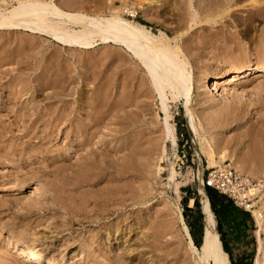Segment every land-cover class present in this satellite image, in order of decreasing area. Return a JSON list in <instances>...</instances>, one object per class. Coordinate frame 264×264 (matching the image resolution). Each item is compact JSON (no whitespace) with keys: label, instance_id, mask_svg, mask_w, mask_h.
Here are the masks:
<instances>
[{"label":"rangeland","instance_id":"1","mask_svg":"<svg viewBox=\"0 0 264 264\" xmlns=\"http://www.w3.org/2000/svg\"><path fill=\"white\" fill-rule=\"evenodd\" d=\"M96 1L87 0V3L94 2L87 4L90 9L77 11L84 13L86 11L87 14H91L88 11L93 10L91 15L103 13L102 15L109 16L116 12L115 7L120 11L122 9L120 7L125 6L128 1V5L123 8L132 7L138 1L140 3V0H120L123 1L121 3L119 0L117 2L101 0V7L100 2L98 4L99 0ZM16 2L17 0H11L12 4ZM56 3L62 6V9L66 8L64 4L62 5L63 0L61 2L56 0ZM134 7L137 6L134 5ZM135 9H138L137 17H139L134 20L146 25L150 31L152 29L151 32L157 37H162L164 34L173 41L176 36L183 34L178 28L175 30L176 25L170 21L165 22L162 17L156 16V13H151V19H153L151 22V20L143 19L139 8ZM246 9L249 8L240 9L242 10L240 14L244 13L242 15L245 19ZM122 16L132 19L126 14ZM155 16L157 18H154ZM156 19H161V22ZM252 22L245 25L230 23L224 27L215 26L216 29L212 28V30L211 27L204 26L196 29L195 34L184 37L186 39L184 49L187 56L192 52L188 56L189 65L192 67V69L189 67V70L195 82L189 104L191 110L199 114L203 107L215 104L213 105L215 109L225 115L226 119L215 120L216 128L214 129H211V126L207 125L203 119H195L201 134H205L206 138V141L200 144L190 131L189 119L191 118L186 111L185 99L172 101L170 98L168 100L171 115L169 123L174 127L176 136V146H173L170 140L164 139L165 115L161 110L159 98L154 97L153 101L150 98L151 103L148 102L147 97V99L140 98L143 99L142 101L147 100L144 103H148L144 104L145 115L143 112L144 117L140 116L141 123L134 126L135 134L130 138H124L126 140L122 143L124 148L130 145L138 149L139 152L137 150L135 152L136 156L133 155L136 158L131 156L132 159L127 158L129 155L125 153L128 151L125 152L124 148L122 154H120L122 150L115 156L111 152L115 143L112 139V128H110L112 127L111 119L113 120L111 112L113 109L111 110L110 107L112 108L115 96L114 79L118 80L120 86H127L133 75L145 76L143 71L133 72L139 64L134 57L125 50L119 51L118 46L112 44H100L89 50L66 48L47 37L31 35L23 31L0 32V264H199L193 258L190 259L180 246L183 237L180 233L181 224L176 223L174 219L177 218L179 210L184 216L186 206L190 209L194 208L193 198L198 200L201 209L202 196L199 191L204 190L206 193L202 178L209 169L207 148L214 134L221 139V149L227 153L226 164H230L237 170L239 169L236 166L253 169L256 171L253 177L264 179V117L262 116L264 114V77L254 78L251 72L239 75L235 90H229L228 86H224V92V89H218V92L213 91V96L216 97L215 103L211 101L213 97L210 94L203 92L204 83L207 82L203 80L204 77L217 70L222 72V75L229 76L227 73L232 66L227 64L232 63L236 58L248 57L249 61L264 59V21L254 19ZM168 24L172 25L171 30H168V26L171 27ZM173 30L177 32L174 33ZM204 32L209 34L204 35L206 34ZM196 37L199 39L197 40ZM190 41H193L192 44ZM187 43L190 44L187 45ZM193 43L196 46L195 49H193ZM196 50L202 51L198 53L195 52ZM203 54H205L204 57ZM114 62L119 66L115 64L117 67H113ZM120 72L124 75L122 76ZM129 75L131 77H128ZM122 77L123 80L120 79ZM240 81L243 83L238 84ZM128 86L122 89L123 97L134 90L128 91L131 89L130 85ZM199 91L202 92L199 93ZM87 94L88 97L85 96ZM86 101L91 104L89 105ZM251 102L260 111L263 110V113L259 115L262 116L261 119L258 117L257 110L249 107ZM238 106L242 107V112L239 114L236 110ZM228 109H231L232 113H225L229 111ZM146 112L150 113L146 115ZM68 119H72V123L68 122ZM90 119L100 127L99 136L102 138L98 137L102 141H96L98 144L94 146L93 143L90 144L91 146L87 145V142L81 144L82 138L77 134L78 126L88 123ZM99 124L105 126L101 129ZM151 143L155 147L150 146ZM142 145L150 149L145 147L146 152L142 151ZM163 145L167 149L164 156L161 154ZM89 147L95 151L97 149V152L101 150L99 151L100 159L97 161L98 168L101 169L98 178L95 174H98L99 170H86L85 162L91 151ZM86 149L89 150L86 151L87 153L84 151ZM79 152L82 153L79 154ZM106 154L112 162L109 168L105 166ZM140 154L143 156L140 157L141 159H139ZM147 161L150 164L146 163ZM171 169H174L176 174L172 182L168 181ZM92 183H94L93 188L89 186ZM147 189L150 193L147 201L144 204L136 201L137 195L143 194L142 192ZM118 193L121 195L117 196ZM99 194L103 195L102 198ZM123 194L130 196L126 197ZM109 196L112 198L114 196L113 205H118L117 208L113 206L115 215L110 221L118 224L121 219L126 218L124 221L126 224L121 222L118 226L119 232H115L110 237L104 228V225L110 221L91 222L96 214L92 211L94 202L101 203L105 198H111ZM119 196L118 202L116 199ZM121 196L123 198L125 196L126 203H120L123 199ZM165 214L169 218L165 217ZM166 220L168 223H165ZM131 222L132 226H130ZM185 222L188 226L186 219ZM245 227L246 235L243 241L233 248L234 257L237 258L240 254L248 255L251 264H254L258 249L259 228L254 220H249ZM173 234L176 238L171 236ZM260 236L264 248V226ZM146 239L147 243H145ZM149 241H152L154 245L152 246ZM17 242L33 245L35 243L34 246L38 247L39 253L22 258L21 252L14 248ZM107 252L110 254L106 255ZM115 255H120L121 260H117ZM262 258L264 259V253Z\"/></svg>","mask_w":264,"mask_h":264},{"label":"bare ground","instance_id":"2","mask_svg":"<svg viewBox=\"0 0 264 264\" xmlns=\"http://www.w3.org/2000/svg\"><path fill=\"white\" fill-rule=\"evenodd\" d=\"M86 1L87 0H63L62 5L64 4V6L67 9H70L69 11H67V10H64V9H66L64 7H63L64 9H62L61 8L62 6L60 7L56 3V0H17V2L15 4H12L11 0H0V32L11 33V32L23 31V32H27L31 35H38V36H42V37H47V38L53 40L55 43H58L62 46H65L66 48H77V49L89 50V49L96 48L100 44L101 45L112 44V45L118 46L119 51H120V49L125 50V52L129 53L132 57H134L136 59L135 60L136 62H139V64L136 65L133 72L137 73V72L143 71L145 76H141V77L139 76L140 79L138 76H134V75H133L134 77L132 76V79H130L131 84L130 83L128 84V85H130L131 89L128 88L129 89L128 91H130L132 89H134V90L128 92V94L125 95V97H123L124 95L122 94L123 93L122 89H126V87L128 85L127 86L126 85L120 86L119 85L120 83L118 84V80L114 79L115 96H114V99L112 101V108L110 107L111 110L113 109L111 111L113 114L112 115L113 120L110 118L112 121V127H110V128H112L111 134L113 136L112 137L113 142L115 143L113 146V149L112 150L110 149V150L114 156H115V154H118V152H120L124 148V146H122L123 140H126L127 138H130L135 134L134 133V126L138 123H141L140 116L144 117V116H142V114L144 112V108H145L144 104L147 103V102L146 103H144V102L147 100L142 101L143 99H140V98H143V97L144 98L147 97L148 102L150 101V103L154 97L159 98L161 110L163 111V114L165 115V123H164V128H163L164 139L170 140L171 141L170 143H172L173 146H176V136H175V132H174L175 131L174 127L169 123V120L171 119V115H170V110H169V106H168V100L170 98L172 101H177L181 98L185 99L186 111H187L189 117L191 118V119H189L190 131L200 141L199 142L200 144L202 143V141H206L205 134H201L200 127H198L196 125L195 119H203L205 122H207V125L211 126V129H214V128H216V124H215L216 121L215 120L226 119V117H225V115H222L218 110L215 109V107L213 106L215 104L209 105L207 107H203L202 112H199V114L194 112L193 110H191V107L189 104L192 100L191 96H192L193 88H194L193 84L195 82H194V78L192 77L190 70H189L190 59H188V56L191 55L192 52H190L191 54L189 53V55L187 56V53L185 52V49H184V44L186 43V39L184 37L186 35L195 34L197 31L196 29L202 28L204 26H209V27H211V30H212V28H214L215 26L224 27L225 25L230 24V23L231 24L236 23V24L245 25L246 23L247 24L253 23L252 21L254 19L255 20H258V19L262 20L263 19V21H264V0H140V3L138 1V3L134 4L137 7H134V5H133L132 7L130 6L129 8H123L126 5H128V3H129V1H128V3L126 2L127 4H125V6H123V7L121 5H119V7L121 6L120 9L122 8L121 10L119 9L120 11H118V8H116V7L114 8L116 10L112 9L116 12L111 13L109 16H104V15H102L103 13L102 14H96L95 13L94 15H91L92 12H94L93 10L88 11L91 14H87L86 11H85V13L77 11L78 9H85V10L88 9L89 10L90 8H88L89 6L87 4L90 5V4L94 3L96 0H94V2H92V3H87ZM100 1L101 0L98 1V4ZM123 1H125V0H123ZM123 1H120V3ZM60 2H61V0H60ZM88 2H90V1H88ZM101 2H100V4L102 7ZM103 2H104V0H103ZM108 2H110V0ZM111 2H113V1H111ZM116 2H117V0H116ZM135 2H137V1H135ZM107 4L108 3H106V5ZM109 4L111 5V3H109ZM90 7H93V6H90ZM240 7L241 8L244 7V9L249 8V9H246V11H245V14L247 13L246 19L244 18L245 16L242 15L244 13L240 14V12L242 11V10L240 11V9H241ZM98 8H100L99 5H98ZM135 8H139L141 10L143 19L145 18L146 20H148V21L151 20V22H152L153 19H151V13L154 12V13H156V16L158 15V16L162 17L165 22L170 21V22H172V24L176 25L177 27L175 26L176 27L175 30L178 28L179 30H181V32L183 34H179L178 37L176 36V38L173 41L168 36H166L164 34H162V37H157L156 35L153 34V32H151L152 29L150 31L146 25L141 24V22H139V21L136 22L134 20V19L139 17V16L137 17L138 9H135ZM91 9H93V8H91ZM94 9H96V8L94 7ZM124 14H126L129 18H132L133 20L124 18L122 16ZM156 16L154 18H157ZM156 20L160 21L161 19H159V20L156 19ZM165 24H167V23H165ZM168 25H171V24H168ZM155 26L156 25H154V27ZM160 28H162V27H160ZM163 28H166V27L163 26ZM170 28H173L172 25H171V27L168 26V30ZM214 29H216V28H214ZM219 29H221V28H219ZM175 30H173V32ZM176 32L177 31H175L174 33H176ZM204 33H206V32H204ZM208 34L206 33L204 35H208ZM221 34H222V32L220 33V35ZM233 34H234V32H233ZM197 35H198V33H197ZM212 35H214V34L212 33ZM202 37H204V36H202ZM227 37H228V35H227ZM229 37H230V35H229ZM196 38H197V40L199 39L198 37H196ZM196 38H194V39H196ZM208 38H209V36L207 37V39ZM190 39H191V36H190ZM214 39H215V37H214ZM217 39L219 40V35H218ZM232 39H234V38H232ZM200 40L202 41L203 39H201V37H200ZM216 40L214 42L215 44H216ZM191 42H193V41H190V43ZM230 42L232 43V41H230ZM194 43H193V45H194L193 49H195V47H196ZM210 43H211V41H210ZM189 44L187 43V45H189ZM197 46L200 47L199 44ZM220 46H222V45H220ZM220 46H219V48H220ZM188 47H190V46H188ZM191 47H192V45H191ZM211 47H213L212 43H211ZM214 47H215V45H214ZM189 49H192V48H189ZM197 49L199 50V48H197ZM198 50H196L195 52L199 53L200 51H202V50H200V51H198ZM203 50H204V48H203ZM213 50H214V48H213ZM115 51H117V49H115ZM223 51L226 52V50H223ZM204 55L205 54H203V57H204ZM115 57H116V54H115ZM199 57H200V55H199ZM117 60H118V58H117ZM117 60H115V62ZM115 62H114L113 67H117V65H118V63H115ZM124 62H126V61H124ZM115 64H117V65H115ZM120 64H123V62L122 63L120 62ZM227 65L232 66L231 70H229V72L227 73L229 76L226 75L227 76L226 77V76L222 75V72L217 70L216 72H211V74H209V76H205L203 79V80L207 81L206 83H204L205 85L203 87L205 88V90H203V92H205L206 94H210L213 97L211 101H213L214 103L216 102V97L213 96V91L217 90V92H218L220 89L223 90L225 88L224 86H228L229 90H235L237 77L239 75H242L243 73H246V72H251V74L254 76V78L258 79V78L264 77V59H262V58L258 59V61H253V60L249 61L248 57H241V58L238 57L232 63H229ZM123 66H125V65H123ZM190 68L192 69V67H190ZM113 69L115 70V68H113ZM200 69H201V67H200ZM114 72H112V74ZM122 72H123V70H122ZM203 74H205V73L203 72ZM121 75L123 76L124 74L121 73ZM121 75H119V76H121ZM113 76H114V74H113ZM126 76H127V74H126ZM201 76H202V74H201ZM128 77H131V76L129 75ZM120 79L123 80V77ZM42 80H43V78H42ZM122 80H120V81H122ZM224 80H225V82H222ZM111 81H112V79H111ZM240 83H243V81H240L238 84H240ZM145 87H147V88H145ZM224 91H225V89L223 90V92ZM200 92H202V91H199V93ZM97 93H99L98 90H97ZM88 94L85 96L88 97ZM132 94L133 95L135 94V95L133 96ZM110 95L112 96V94H110ZM169 95H170V97H169ZM111 96H110V98H111ZM26 98H27V96H26ZM150 98H151V100H149ZM82 100H81V102H83ZM106 100H107V98H106ZM13 101H15V100H13ZM86 102H88V101H86ZM88 104H89V102H88ZM102 104H103V102H102ZM102 104H100V105L103 106L104 104L103 105ZM85 106H86V104H85ZM101 106H100V108H101ZM106 106H107V104H106ZM239 106L236 108V110L238 111V114L242 112V110H241L242 107H239ZM249 107H254L253 110H257V114H258L259 119H261L262 116L264 117V114L262 116H259L264 111L263 110L260 111V109L257 108L256 105L254 106L253 102H251L249 104ZM102 108H104V106ZM147 108H149V107H147ZM89 109H90V107H89ZM130 109H132V110H130ZM146 109H145V111H146ZM228 110L229 111H226V112L223 110H221V111H223L225 113H232L230 111L231 109H228ZM147 113L148 112H146V115H147ZM233 113H234V111H233ZM33 114H35V113H33ZM44 115L45 114H43V116ZM144 115H145V112H144ZM156 115H157V113H156ZM29 116H31V115H29ZM143 121H142V124H143ZM68 122L72 123V119H68ZM104 123H106V122H104ZM100 126L102 129V126H105V125L102 124ZM103 129H104V127H103ZM99 131H100V127L97 124H95L92 119H90V120H88V123L80 124L78 126L77 134L80 135V138H82L81 144L83 142H87V145L91 146L90 144L93 143L92 145L94 146V144H98V142H96V141H99V142L102 141L101 136H99L100 135ZM75 132H76V130H75ZM98 137H100L101 139L99 140ZM124 138H126V139H124ZM96 139H98V140H96ZM164 143H166V142H164ZM221 143H222L221 139L218 138L217 134H214V136L211 138V142L209 143L208 148H207V155L209 157V169L222 168V166L224 167V165H226L225 160L227 159L228 156H227L226 151L221 149V146H220ZM132 144H133V142H132ZM87 145H85V146L87 147ZM104 145H105V143H104ZM111 145H112V143H111ZM140 145H141V142H140ZM157 145H158V143H157ZM150 146H154V144H152ZM92 147H89V148H91V151H90L89 157L87 156L88 160L85 162V165H86V170H90V171L91 170L95 171V169L99 170L98 174H95V177L98 178L99 174H101V171H100L101 169L98 168L99 165L97 164V161H98V159H100L99 158V155H100L99 151H101V150H98V152H99L98 153L97 149L95 148L96 149V151H95L94 149H92ZM142 147H143V145H142ZM145 147H146V145L142 148L143 149L142 151H145L144 150ZM85 148H83V149H85ZM98 148H101V147H98ZM138 148L141 149V147H138ZM151 148H153V147H151ZM124 149H125V152L128 151V153L126 152L125 154H128L129 156H127V158L130 157V159L135 157L136 156L135 152H136V150L138 151V149L135 146L130 147V145H128V148H124ZM146 149H150V148L146 147ZM84 151H85V153H87L89 150L86 149ZM166 151H167V149H165V147L163 145L161 148V154L164 156ZM81 153L79 152V154H81ZM122 153H124V151L121 152L120 154H122ZM140 153H141V151H140ZM104 154H105V152H104ZM107 154H106V156H107ZM77 155H78V152H77ZM84 155H86V154H84ZM133 155H135V156H133ZM131 156H133V157H131ZM141 156L142 155L140 154L139 159H141L140 158ZM163 156H161V158ZM108 157L109 156H107V158H105V160H104L106 168H109L110 167L109 165L112 163V162H110V159H109L110 157L109 158ZM120 157L122 158L123 156H120ZM115 160H117L116 157H115ZM148 162L149 161H147L146 163H148ZM78 163H81V162H78ZM92 164L94 166H92ZM149 164H150V162H149ZM146 165L148 166V164H146ZM227 165H229V167L233 168L230 164H227ZM236 168H238L239 170H237L235 168H233V169L235 171L239 172L240 174L246 175L252 179L260 180V181L264 182L263 178L253 177L254 174L256 173L255 170L248 169L246 167H237V166H236ZM115 171H117V170H115ZM80 173L81 172H79V174ZM121 175H122V173H121ZM169 175L170 176L168 178L169 179L168 181L172 182L173 180H175L176 174H175L174 169H171V172ZM70 176H72V175H70ZM91 182H94V180H91ZM108 183H109V181H108ZM111 184H113V183H111ZM89 186L93 188L94 183L89 184ZM112 187H113V185H112ZM85 188H87V187H85ZM95 188H97V187H95ZM35 189H37V188H35ZM94 190L95 189H93V191ZM98 190H100V189H98ZM122 190H123V188H122ZM199 192H200V195L202 196L201 210H202L203 219H204L203 220L204 229H203L202 243H201L200 247H197L195 245V243L192 239V236L190 234L189 228L185 222L184 216L181 213V211L179 210V214L176 215L177 218H175L174 221L176 223L181 224L180 233L183 234V237H182V241L180 243V246L183 247V249L186 251V254L188 255V257L190 259L193 258L194 261H197L199 264H231L230 260H229V256L224 251L223 246H222V242L220 240V236L216 230L215 215L211 209L209 199H208L206 193L204 192V190H200ZM89 193H92V192L89 191ZM142 193L143 194L139 193L137 195L136 201H138L139 203L142 202V204H144L150 195L149 189H147L145 192H142ZM119 194L120 193H118L116 195L118 196ZM113 195H115V194H113ZM123 195L128 197L129 194H127V195L123 194ZM97 196H98V194H97ZM101 196H103V195L101 194ZM101 196L99 194V197H101ZM125 196H124V198H125ZM93 197H94V195H93ZM109 197H111V196H109ZM134 197H135V195H134ZM134 197H132V198H134ZM111 198H108V199L105 198L104 200L101 201V203L99 201L94 202V208L92 211H93V213H96V214H95V217L93 218V220L91 222L100 223L101 221H105V220L110 221V219L113 217V215H115V210H113V206H115V205H113V202L115 201L114 200L115 197L113 196L114 199L113 198L111 199ZM124 198L120 201L121 204L126 203L125 202L126 199H124ZM60 200H61V198H60ZM116 200H118V202H119L120 196ZM192 203H193V200H192ZM117 206H115V207L117 208ZM89 208L91 210V207H89ZM83 211H84V208H83ZM253 215L255 217L257 228H259V231H257L258 249H257L256 258L254 260V264H263L264 259L262 258V255L264 253V248H263L260 233L263 230L264 217L262 215V211L257 210V209L255 211H253ZM165 217H168V216L165 214ZM153 218H154V216H153ZM151 220H152V218H151ZM167 220L165 223H168ZM124 221H126V218L121 219V222H124ZM120 223L114 224V223H112V221H110L104 225L105 231L108 233L109 237L118 231V226H120ZM141 223H142V220H141ZM160 223H161V221H160ZM160 223H158V224H160ZM124 224H126V222H124ZM146 225L148 226V224H146ZM150 225L151 224L149 223V227H150ZM166 225H169V224H166ZM130 226H132V222L130 223ZM127 227H129V226H127ZM145 229H146V227H145ZM174 234L171 236H174ZM174 238H176V237L174 236ZM145 243H147V239H146ZM149 243L152 244V241H149ZM151 244H149V245H151ZM34 245H35V243H34ZM34 245L33 244H27L25 242H17L14 244V248L16 249V251L21 252V255L23 258L24 256L36 255L39 253V250H37L38 247H36ZM153 245L154 244H152V246ZM139 247H141V246H139ZM108 254H110V253L107 252L106 255H108ZM115 256H114V258H115ZM106 258H107V256H106ZM116 258H117V260H121L120 255H117ZM109 261H110V259H109ZM36 262H38V260ZM140 263H142V262H140ZM51 264H55V263H51Z\"/></svg>","mask_w":264,"mask_h":264},{"label":"built area","instance_id":"3","mask_svg":"<svg viewBox=\"0 0 264 264\" xmlns=\"http://www.w3.org/2000/svg\"><path fill=\"white\" fill-rule=\"evenodd\" d=\"M202 183L205 188L230 199L249 213L254 221L253 211L256 209L261 210L264 217V182L242 175L226 164L222 168L207 169Z\"/></svg>","mask_w":264,"mask_h":264},{"label":"trees","instance_id":"4","mask_svg":"<svg viewBox=\"0 0 264 264\" xmlns=\"http://www.w3.org/2000/svg\"><path fill=\"white\" fill-rule=\"evenodd\" d=\"M206 194L217 221V231L220 235L223 249L229 255L231 264H236L228 249L223 228L227 223H235V225L238 221L242 223L244 220L250 219V215L238 209L230 199L208 187L206 188ZM193 200L194 208L190 209L186 206L184 209V218L188 222V228L195 245L200 247L203 236V215L198 200L195 198H193Z\"/></svg>","mask_w":264,"mask_h":264},{"label":"crops","instance_id":"5","mask_svg":"<svg viewBox=\"0 0 264 264\" xmlns=\"http://www.w3.org/2000/svg\"><path fill=\"white\" fill-rule=\"evenodd\" d=\"M235 205V204H234ZM236 206V205H235ZM237 207V206H236ZM240 210H243L239 207H237ZM244 211V210H243ZM246 212V211H245ZM202 213V210H201ZM247 213V212H246ZM249 214V213H248ZM203 215V214H202ZM250 215V214H249ZM250 219L244 220L242 223L236 222L235 223H227L224 226V234L225 239L227 241L228 249L232 255L233 260L236 262V264H251V260L249 259L248 255L240 254L237 258L234 257V247H237L238 244L243 241L245 235H246V223L253 220L251 215L249 216ZM216 220V218H215ZM217 223V221H216ZM204 224V223H203ZM217 225V224H216ZM218 232V231H217ZM220 236V235H219ZM203 238V237H202ZM223 246V245H222ZM229 256V255H228ZM230 260V258H229ZM231 263V262H230Z\"/></svg>","mask_w":264,"mask_h":264},{"label":"water","instance_id":"6","mask_svg":"<svg viewBox=\"0 0 264 264\" xmlns=\"http://www.w3.org/2000/svg\"><path fill=\"white\" fill-rule=\"evenodd\" d=\"M203 214V213H202ZM204 220V219H203Z\"/></svg>","mask_w":264,"mask_h":264}]
</instances>
